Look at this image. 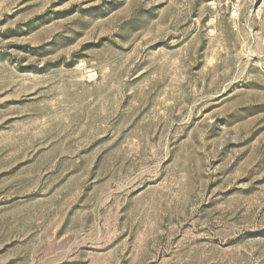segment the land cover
Instances as JSON below:
<instances>
[{"label":"rangeland","instance_id":"374dc122","mask_svg":"<svg viewBox=\"0 0 264 264\" xmlns=\"http://www.w3.org/2000/svg\"><path fill=\"white\" fill-rule=\"evenodd\" d=\"M0 264H264V0H0Z\"/></svg>","mask_w":264,"mask_h":264}]
</instances>
